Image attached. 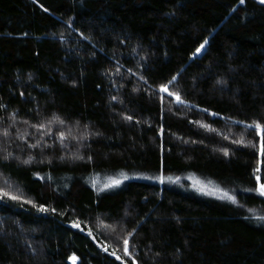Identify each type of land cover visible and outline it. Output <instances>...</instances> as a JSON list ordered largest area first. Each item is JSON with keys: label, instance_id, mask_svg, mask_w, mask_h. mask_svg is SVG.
<instances>
[{"label": "trees", "instance_id": "trees-1", "mask_svg": "<svg viewBox=\"0 0 264 264\" xmlns=\"http://www.w3.org/2000/svg\"><path fill=\"white\" fill-rule=\"evenodd\" d=\"M257 121L258 0H0V264H264Z\"/></svg>", "mask_w": 264, "mask_h": 264}, {"label": "snow or ice", "instance_id": "snow-or-ice-1", "mask_svg": "<svg viewBox=\"0 0 264 264\" xmlns=\"http://www.w3.org/2000/svg\"><path fill=\"white\" fill-rule=\"evenodd\" d=\"M245 2V0H240V3L243 4ZM259 3L260 4H264V0H259ZM45 11H48V9H45ZM208 44V41H204L203 43L200 44L199 48H197V53H200L202 52L204 49H205V46ZM163 91L165 92H168L169 95H174L172 92H170L168 90L167 87H163L162 89ZM176 95V100L177 102L179 103H183V101L181 100L180 96L178 94H175ZM205 111H207L205 109ZM15 115V114H13ZM213 115H215V113H213ZM58 119V118H57ZM127 119L131 120L132 117L129 116L127 117ZM59 123H63V121H59ZM33 127H36L37 129H45L46 130V127L45 125H33ZM249 128H253L254 130H258L259 134H260V142H259V155L260 157L264 158V123H261L259 121L255 122L254 124H250L248 125ZM4 135L7 136L8 135V132L5 131L4 132ZM60 139L61 141H63L65 139V135L63 132L60 133ZM240 143H243V141H240ZM37 145L33 144L32 147H36ZM225 154L227 155V152H225ZM11 155V154H10ZM5 159H8V157H5ZM80 159L82 160L83 157H80ZM31 160L32 158L30 157L28 160L24 161L25 164H28V163H31ZM261 164H264V159L261 160ZM257 172L261 171L260 168H257L256 170ZM124 179H128L127 176L124 177ZM256 181H257V190L259 192V195L261 196H264V183H261V177L258 175L255 177ZM160 182L161 183H164V177L161 176L159 178ZM121 183H123L122 180H114L112 181V183L110 185H106V187H115V186H119ZM9 201H19V202H22V203H31L30 201H25L23 200L22 197L20 196H17L15 194H10L9 192L7 191H4L3 189H0V202H3V203H8ZM39 211L41 212H48L49 209L47 207H45L44 205H40L39 206ZM52 212H55L56 209H51ZM73 227H76V228H80V224L79 222H74L73 223ZM90 236L92 235L91 232L88 233ZM125 245H128L129 241L128 240H125L124 241ZM104 251H108L107 248H104ZM125 251L127 252L128 249L127 247L125 248ZM113 255H115V253H112ZM73 259V262L75 264V261L78 259L77 257L73 256L72 257ZM117 259H120V257H117Z\"/></svg>", "mask_w": 264, "mask_h": 264}, {"label": "rangeland", "instance_id": "rangeland-1", "mask_svg": "<svg viewBox=\"0 0 264 264\" xmlns=\"http://www.w3.org/2000/svg\"><path fill=\"white\" fill-rule=\"evenodd\" d=\"M129 179H142V180L152 181L151 179L143 178L140 175H131L129 177ZM192 183L197 188L198 191H200L206 195L218 196V197H224L225 196L226 197V195L223 192H221L220 188L213 183L203 181L200 179H193Z\"/></svg>", "mask_w": 264, "mask_h": 264}]
</instances>
